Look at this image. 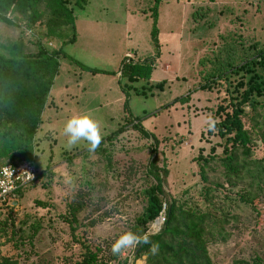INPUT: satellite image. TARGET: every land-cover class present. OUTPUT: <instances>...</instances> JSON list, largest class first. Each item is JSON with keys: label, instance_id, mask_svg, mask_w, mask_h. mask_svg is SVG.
I'll use <instances>...</instances> for the list:
<instances>
[{"label": "rangeland", "instance_id": "obj_1", "mask_svg": "<svg viewBox=\"0 0 264 264\" xmlns=\"http://www.w3.org/2000/svg\"><path fill=\"white\" fill-rule=\"evenodd\" d=\"M155 1L89 0L85 8L76 10L77 41L63 47L59 73L37 133L34 160L39 171L50 167V176H38L9 205L0 203V221L9 220L7 232H0V258L12 257L19 264H76L83 259L86 245L93 252L100 250L99 262L117 264L111 259V246L143 212L142 191L154 182L146 177L151 141L128 128L112 143L105 142L112 155L109 165L107 157L89 151L85 141L68 147L62 130L70 116L88 113L97 121L102 140L124 122L122 86L129 82H120V63L127 55L143 59L156 53L151 35ZM199 7L208 11L194 19ZM156 27L160 56L154 74L149 82L139 80L134 85L149 83L150 88L164 80V88L152 87L145 95L130 91L131 117H142L145 128L158 138V164L169 170L168 190L174 197L206 210L204 187L211 185L224 210L236 216L229 240L211 248L214 263L235 264L256 254L264 258V161H258L264 157L263 118L247 108L244 122L255 148L244 179L228 188L231 201L216 184L228 187L219 162H210L208 182L203 181L196 162L202 149L208 154L214 146L218 154L222 152L215 112L224 92L199 88L201 61L219 52L226 58L229 50H235L232 61L237 63L254 41L264 44V0H162ZM36 29L42 31L43 26L38 24ZM37 34L29 38L22 26L0 23L1 41L20 36L35 39ZM72 36L73 30L66 29L65 40ZM39 40L50 49L60 46L54 39ZM188 93V103H174ZM209 116L214 120L211 130ZM241 192L254 198L253 205L241 202ZM71 206L80 207L74 233L58 218L70 212ZM159 218L163 220L164 215ZM155 223L149 233L160 230ZM135 255L134 245L123 251L121 259L146 264V256L135 260Z\"/></svg>", "mask_w": 264, "mask_h": 264}, {"label": "trees", "instance_id": "obj_2", "mask_svg": "<svg viewBox=\"0 0 264 264\" xmlns=\"http://www.w3.org/2000/svg\"><path fill=\"white\" fill-rule=\"evenodd\" d=\"M89 0H0V23L22 26L24 32L30 31L29 38L19 37L16 40L0 39V168L7 163H17L34 159L37 148V133L43 123V113L49 106L51 89L59 73L60 59L66 43H75L76 15L78 9H83ZM162 0H156L153 7L154 27L152 40L156 53L144 59L124 57L120 63L118 73L120 82L126 79L129 83L122 86L125 94V120L117 130L100 141L94 151L104 154L108 164L112 162L111 152L105 147V142H113L128 128L138 131L144 138L151 141L150 160L146 169V177L154 182L143 191L146 205L143 212L136 218L130 231L138 236L148 234V243L135 245V260L146 256V264H215L211 255L213 246L224 245L232 234L231 222L236 216L231 211L227 213L223 204L217 201L216 189L205 186L204 197L208 203L207 209L202 210L189 205L172 195L168 190L169 170L159 166L158 138L142 123V117H131L130 91L138 95H145L152 87L162 90L165 81L155 85L149 83L136 87L135 82L144 80L149 82L160 56L158 40L157 8ZM215 1V0H212ZM208 9L199 7L194 11V19H199ZM206 15H204L205 17ZM204 19V18H203ZM43 26L42 31L36 29ZM71 28L73 36L65 40V30ZM22 32V31H21ZM39 35V36H38ZM54 39L60 42L58 48L50 49L39 39ZM35 40V41H34ZM236 48L232 43H230ZM33 45L36 49H32ZM226 58L220 57V52L201 61L203 90L224 92L221 96L215 116L219 121L215 124L217 134L221 138L222 148L218 154L216 148H210L208 154L201 153L196 158L203 181L208 182L207 169L210 162L218 161L224 169L228 187L224 183H216L225 191V199L231 201L228 188H233L243 180V172L247 162L252 158L255 144L252 134L246 128L244 116L248 115L247 108L263 118L264 122V44L254 41L248 48V53L240 62L233 63L235 50H229ZM72 61L79 64L77 61ZM82 68H85L82 66ZM96 73L98 70L89 69ZM191 93L180 96L174 103L181 101L188 103ZM52 103V102H51ZM9 161V162H7ZM259 162L264 161L261 157ZM38 169V168H37ZM50 167L39 171L38 176H50ZM264 182V181H263ZM24 189L16 193L22 195ZM242 203L253 205L254 198L248 192L238 193ZM223 197V196H222ZM70 212L60 214L58 218L67 223L74 233L76 231L79 206H71ZM259 214V212H258ZM164 215V221L157 233H149L151 225ZM9 220L0 221V232L6 233ZM2 234V233H1ZM0 234V236H1ZM155 244L156 251H150ZM93 252L85 245V253L81 262L76 264H108L99 262L98 252ZM122 254H111V259L117 264H128V260L121 259ZM0 264H19L12 257H1ZM235 264H264L263 256L256 254L249 259H239Z\"/></svg>", "mask_w": 264, "mask_h": 264}, {"label": "clouds", "instance_id": "obj_3", "mask_svg": "<svg viewBox=\"0 0 264 264\" xmlns=\"http://www.w3.org/2000/svg\"><path fill=\"white\" fill-rule=\"evenodd\" d=\"M208 128L211 130L214 127V120L209 116L207 118ZM63 135L67 138L66 144L71 147L80 141H85L89 147V151H94L100 144L101 135L99 125L88 113H79L70 116L63 126ZM5 176L10 175L8 170H3ZM148 234L138 236L131 231L121 234L111 246L112 253L123 254V251L132 248L140 243H148ZM156 245L153 244L150 251H156Z\"/></svg>", "mask_w": 264, "mask_h": 264}, {"label": "built area", "instance_id": "obj_4", "mask_svg": "<svg viewBox=\"0 0 264 264\" xmlns=\"http://www.w3.org/2000/svg\"><path fill=\"white\" fill-rule=\"evenodd\" d=\"M127 57L132 58L131 55H127ZM5 168L10 175L5 176L3 171H0V203L9 205L15 199L18 191L23 190L27 184L37 179L38 169L34 159L7 163L0 170Z\"/></svg>", "mask_w": 264, "mask_h": 264}, {"label": "bare ground", "instance_id": "obj_5", "mask_svg": "<svg viewBox=\"0 0 264 264\" xmlns=\"http://www.w3.org/2000/svg\"><path fill=\"white\" fill-rule=\"evenodd\" d=\"M162 219V218H161ZM160 218L156 221V223H155V226L156 227H159L160 228V226L162 225V220H161Z\"/></svg>", "mask_w": 264, "mask_h": 264}, {"label": "crops", "instance_id": "obj_6", "mask_svg": "<svg viewBox=\"0 0 264 264\" xmlns=\"http://www.w3.org/2000/svg\"><path fill=\"white\" fill-rule=\"evenodd\" d=\"M135 58H136V57H135ZM144 58H145V57H144ZM144 58H143V59H144ZM136 59H137V58H136ZM139 59H140V58H139ZM154 71H155V70H154ZM153 74H154V72H153ZM118 75H119V73H118ZM152 76H153V75H152ZM151 79H152V78H151Z\"/></svg>", "mask_w": 264, "mask_h": 264}, {"label": "water", "instance_id": "obj_7", "mask_svg": "<svg viewBox=\"0 0 264 264\" xmlns=\"http://www.w3.org/2000/svg\"><path fill=\"white\" fill-rule=\"evenodd\" d=\"M157 220H158V219H157ZM157 220H156V221H157Z\"/></svg>", "mask_w": 264, "mask_h": 264}]
</instances>
